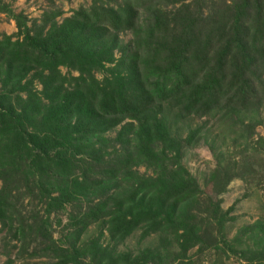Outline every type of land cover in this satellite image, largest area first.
Listing matches in <instances>:
<instances>
[{"label": "trees", "instance_id": "trees-1", "mask_svg": "<svg viewBox=\"0 0 264 264\" xmlns=\"http://www.w3.org/2000/svg\"><path fill=\"white\" fill-rule=\"evenodd\" d=\"M152 1L93 3L61 21H30L0 0L16 28L0 35V224L20 242L33 229L47 239L50 216L74 206L66 244L40 253L56 264H191L178 257L204 244L192 214L202 192L181 158L206 125L184 136L186 126L208 119L218 138L246 143L260 125L264 0H179L142 20ZM31 195L46 206L38 223L16 209ZM212 211L224 230L231 210ZM90 227L98 236H87ZM260 228L255 249L239 254L246 264H264ZM136 233L163 244L119 251ZM223 237L216 247L226 255L235 243Z\"/></svg>", "mask_w": 264, "mask_h": 264}, {"label": "rangeland", "instance_id": "rangeland-1", "mask_svg": "<svg viewBox=\"0 0 264 264\" xmlns=\"http://www.w3.org/2000/svg\"><path fill=\"white\" fill-rule=\"evenodd\" d=\"M11 6L16 14L22 13L28 20H37L44 15H56L58 21L71 16L80 8L89 7L93 3L118 5L122 0H2ZM179 0H154L141 13V19H148L155 8L163 12H171L178 8ZM191 3L193 0H183ZM230 1V0H224ZM150 2V1H149ZM150 9V11H149ZM16 33L15 24L7 16L0 15V35H13ZM131 39L130 33L121 36L123 44ZM66 74L67 70L62 69ZM257 122L255 136L248 142L236 139L233 135L222 139L215 123L208 119H194L186 126L195 129L205 126L204 138L183 150L181 164L197 181L202 196L200 206L192 211L195 221L200 225L201 236L204 242L202 247H196L185 257L178 258L191 264H246L239 254L252 251L256 247L257 233L264 228V100L255 103ZM116 131L108 135L113 139ZM218 139H217V138ZM140 174L151 176V172L139 169ZM2 183L0 182V188ZM16 194L26 193V187L18 188ZM218 206L220 214L230 211L226 217L224 230L219 231L215 225L213 207ZM46 206L34 195L21 197L17 200V211L21 219L39 222L44 216ZM74 206H67L65 211L50 216V238L36 237L33 232L27 233L22 242L14 239L12 233L0 224V264H56L55 260L40 255L46 245L51 243L64 246L67 233L66 225L68 215L74 211ZM39 219V220H38ZM252 230V231H251ZM97 228L90 227L87 236H98ZM254 234V235H252ZM225 235L226 240L234 241L235 250L227 254L217 253L219 240ZM105 238V243L109 239ZM103 238V239H104ZM163 242L158 239H142L140 233L134 234L118 245L119 251L137 252L147 247H161ZM228 249H226L227 251ZM175 256L179 250L174 245L171 249ZM217 253V254H216ZM175 264V263H174Z\"/></svg>", "mask_w": 264, "mask_h": 264}]
</instances>
